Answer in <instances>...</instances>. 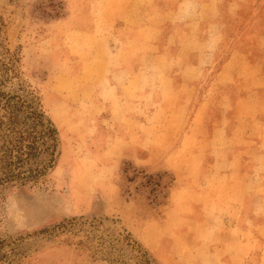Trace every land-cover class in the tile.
Returning a JSON list of instances; mask_svg holds the SVG:
<instances>
[{"label":"rangeland","instance_id":"obj_1","mask_svg":"<svg viewBox=\"0 0 264 264\" xmlns=\"http://www.w3.org/2000/svg\"><path fill=\"white\" fill-rule=\"evenodd\" d=\"M93 9L94 0H0L3 44L21 61L18 75L6 76L0 55V89L32 103L57 131L54 149L37 128L40 150L28 166L43 175L0 186V264H230L233 246L219 252V240L203 239V246L181 237L183 216H199L196 208L172 211L181 178L195 173L189 146L209 142L207 132L196 134L193 118L209 78L193 89L181 129L166 132L156 114L150 129L142 117L137 134L125 140L104 115L91 116L81 90L93 79L80 68ZM253 14L264 21V0H245L241 19ZM60 224L65 228L51 231Z\"/></svg>","mask_w":264,"mask_h":264},{"label":"crops","instance_id":"obj_2","mask_svg":"<svg viewBox=\"0 0 264 264\" xmlns=\"http://www.w3.org/2000/svg\"><path fill=\"white\" fill-rule=\"evenodd\" d=\"M244 3L94 0L80 67L93 79L80 89L91 116L104 115L129 140L142 117L150 129L156 114L166 132L181 129L193 89L209 78L193 115L196 134L207 132L209 142L189 146L195 173L181 178L172 211L196 208L199 215L182 213L181 237L203 246L219 240V252L233 246L230 264H264V21L256 14L242 20Z\"/></svg>","mask_w":264,"mask_h":264},{"label":"trees","instance_id":"obj_3","mask_svg":"<svg viewBox=\"0 0 264 264\" xmlns=\"http://www.w3.org/2000/svg\"><path fill=\"white\" fill-rule=\"evenodd\" d=\"M3 26V21L0 18V33ZM8 52L0 35V55L3 56L2 69L6 76L11 74L16 77L21 61ZM38 127L44 128V134L54 142L52 146L55 149L57 131L50 121L46 120L45 123L43 113L22 97L11 95L0 89V186L13 182L24 184L43 175V170L28 166L40 150L41 138L38 135ZM64 228L65 225L60 224L53 227L51 231ZM48 231V229H43L40 233ZM2 246L3 241L0 242V248ZM1 257L3 255L0 253ZM145 264H149V261H145Z\"/></svg>","mask_w":264,"mask_h":264}]
</instances>
